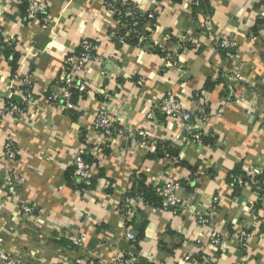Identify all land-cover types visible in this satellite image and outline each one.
<instances>
[{"label":"crops","instance_id":"1","mask_svg":"<svg viewBox=\"0 0 264 264\" xmlns=\"http://www.w3.org/2000/svg\"><path fill=\"white\" fill-rule=\"evenodd\" d=\"M34 1L47 6L46 30L25 19L24 0H0V27L13 41L0 51V106L20 100L24 77L34 83L21 122H0V184L7 174L24 179L12 196L0 190L3 247L19 264H264V203L235 184L254 171L264 179V0H204L213 10V40L198 28L205 16L194 14L195 0H120L156 14L139 28L127 25L123 42L109 38L117 24L106 0ZM85 39L98 44L102 62L86 66L89 91L66 109L48 89ZM224 39L235 43L232 58L218 47ZM225 76L233 93L223 92ZM169 92L192 114L208 96L202 144L178 119L151 115ZM102 106L116 120L111 139L93 131ZM141 130L159 141L158 150L142 149ZM9 138L18 160L1 158ZM85 143L95 185L80 193L73 161ZM173 181L184 211L145 200L148 190ZM22 204L35 214L22 213ZM244 231L250 241L240 248Z\"/></svg>","mask_w":264,"mask_h":264},{"label":"built area","instance_id":"2","mask_svg":"<svg viewBox=\"0 0 264 264\" xmlns=\"http://www.w3.org/2000/svg\"><path fill=\"white\" fill-rule=\"evenodd\" d=\"M200 1H193V6H200ZM25 19L27 21H40L42 29L46 30L50 26V18L47 15V6L44 3H39L34 0H26ZM106 11L114 17L116 22L115 29L110 33V40H118L123 42L125 39L124 28L127 25L138 27L140 22H152L156 18V14L149 15L145 12L138 10L136 7L130 4H123L120 0H106ZM207 19H205V17ZM198 17H204V20L199 22V30L202 33L207 34L211 40L214 39V29L210 24V16L204 14ZM139 28V27H138ZM128 36V35H126ZM192 41V40H191ZM189 42V41H186ZM191 43V42H190ZM13 47L12 38L7 32L0 27V51H6ZM220 49L228 50V58H232V50L235 48V43L232 40L224 39L218 43ZM98 44L89 39L81 41L78 51L69 57L62 71V75L51 84L48 89L49 99L52 102H61L64 104V108L67 109L72 102L73 93L78 92L80 94H86L89 91V84L83 72L90 63H101V58L97 55ZM222 77L228 73L224 68L222 71ZM226 83L222 85L223 92L233 93L232 81L228 76H225ZM144 81L141 80L140 83ZM34 93V83L29 77H24L19 85V97L20 100L15 104H4L0 106V122H4L10 116L15 117V120L20 123L25 110L27 109V102L32 98ZM159 113L165 117L176 118L179 120L181 129L187 134V136L196 144H202V127L206 126L210 118V102L208 96L204 95L195 101L193 114L186 110L182 101L172 93H167L162 96L159 103L151 110V115ZM150 115V116H151ZM94 133L104 139H111L116 134V120L112 116L110 107L102 106L96 115L93 127ZM139 137L141 139V147L146 151H156L159 149V141L150 136L144 130L139 131ZM93 151L89 148L88 144H83L79 150L75 153L73 168L74 178L78 181L80 186H84L88 183L93 175L92 169L94 164L88 161L87 157H92ZM22 156V153L14 144L12 138L4 141L2 149V160H18ZM94 156V155H93ZM24 179L19 174H7L1 184L0 190L4 191L9 196L15 194L19 188L23 185ZM237 183L242 185H248L253 192L259 196V201L264 203V179L257 171L250 172L244 176H240L237 179ZM181 184L178 181L168 182L153 190L157 196L161 199V209L164 211L172 210L174 212H182L186 209L183 201L178 197L177 191ZM78 191H84L83 187H78ZM128 206V205H127ZM129 208V207H128ZM22 213L26 216L32 217L36 208L31 205L22 204L20 206ZM264 211V208L262 209ZM208 214H206V217ZM264 219V214H263ZM264 225V224H263ZM1 236V232H0ZM126 238L130 241L136 239L132 232L126 233ZM211 241L215 246H219L221 238L217 234L211 236ZM239 247L245 248L250 241V234L248 232H241L239 236ZM0 264H19L13 256L3 247L0 240ZM89 264H104L95 260L89 261ZM109 264H123L121 261H115Z\"/></svg>","mask_w":264,"mask_h":264},{"label":"trees","instance_id":"3","mask_svg":"<svg viewBox=\"0 0 264 264\" xmlns=\"http://www.w3.org/2000/svg\"><path fill=\"white\" fill-rule=\"evenodd\" d=\"M175 1H177V0H175ZM200 3H201L200 6H193L194 14L199 13V14H204L206 16H211L213 13V10L210 7L209 3L207 1H204V0L200 1ZM26 5H27L26 0H24V7H23L24 15H25V10H26ZM143 23H145V22H143V21L140 22V24H143ZM153 26L154 25L152 23L151 27L153 28ZM7 51H9V50H7ZM78 94L81 95L78 92H74L73 98H74V96H76ZM73 98H72V100H73ZM244 175L245 174H243V176ZM237 176H239V173ZM91 180H90V183H86L84 186H82L85 190H89V189L94 187L95 183L91 184ZM235 182H236L235 184L240 188L241 186H240V184L237 183V180H235ZM145 200L148 201L149 203L151 202L154 206L161 208V205H162L161 199L157 196V194L154 190H148L146 197H145Z\"/></svg>","mask_w":264,"mask_h":264}]
</instances>
